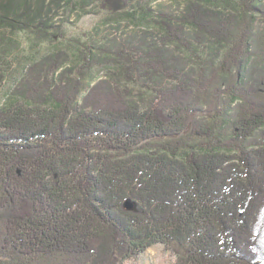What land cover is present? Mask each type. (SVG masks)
<instances>
[{
	"label": "trees",
	"instance_id": "trees-1",
	"mask_svg": "<svg viewBox=\"0 0 264 264\" xmlns=\"http://www.w3.org/2000/svg\"><path fill=\"white\" fill-rule=\"evenodd\" d=\"M132 1L67 8L140 9L158 37L97 48L115 71L87 89L46 56L0 107V264H123L156 245L173 264H264V0ZM51 12L9 0L0 32L40 36Z\"/></svg>",
	"mask_w": 264,
	"mask_h": 264
},
{
	"label": "rangeland",
	"instance_id": "rangeland-1",
	"mask_svg": "<svg viewBox=\"0 0 264 264\" xmlns=\"http://www.w3.org/2000/svg\"><path fill=\"white\" fill-rule=\"evenodd\" d=\"M8 1L0 0V4ZM16 1L23 4L26 0ZM28 1L35 3L37 0ZM69 1L47 0L52 9L50 17L53 18L51 24L54 27L45 30V34L38 36L35 26L26 31L15 30V33L10 29L1 30L0 68L4 74V80L0 83V107L6 103L17 82L27 76L31 64L41 61L46 56L62 55L63 69H73L76 76L82 74L83 85L87 89L89 85H93L100 79L106 78L110 72L115 71L111 65L101 67L93 62L96 53H99L97 48L108 46L114 37L118 38L120 42L135 37V45H140L139 41L142 37L147 35L148 40L151 41V37L158 33L156 26L151 21L152 18L148 17L146 20L140 14V9L134 13L135 9L129 7L115 15L108 12L86 13L79 10L72 12L71 8H67ZM77 1L79 0H72V7ZM146 1H153L154 8L171 7L172 10L179 7L183 9L187 3V0H133L131 3L133 6H138V3L143 6ZM45 10L48 11L49 6ZM257 25L259 32L264 31V20H259ZM156 37L158 36L156 35ZM12 41L18 45L16 46ZM87 64L88 66L84 68L83 66ZM145 84L152 86L148 81L145 83L139 81L136 87L130 85V88L135 87L137 92L140 89H145ZM218 112L209 114L204 108L201 114L212 123L221 118ZM200 118L202 117L200 116ZM219 124L224 127L223 122H219ZM175 261V251H166L162 245H156L137 259L128 260L123 264H173Z\"/></svg>",
	"mask_w": 264,
	"mask_h": 264
},
{
	"label": "water",
	"instance_id": "water-1",
	"mask_svg": "<svg viewBox=\"0 0 264 264\" xmlns=\"http://www.w3.org/2000/svg\"><path fill=\"white\" fill-rule=\"evenodd\" d=\"M125 207H126V209L127 210H129V211H133L135 208V205H134V203L133 202H131V201H126L125 202Z\"/></svg>",
	"mask_w": 264,
	"mask_h": 264
}]
</instances>
